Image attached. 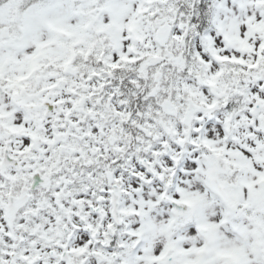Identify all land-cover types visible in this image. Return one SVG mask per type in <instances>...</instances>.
Returning a JSON list of instances; mask_svg holds the SVG:
<instances>
[{"label": "snow or ice", "instance_id": "6c2138e0", "mask_svg": "<svg viewBox=\"0 0 264 264\" xmlns=\"http://www.w3.org/2000/svg\"><path fill=\"white\" fill-rule=\"evenodd\" d=\"M0 264H264V0H0Z\"/></svg>", "mask_w": 264, "mask_h": 264}]
</instances>
